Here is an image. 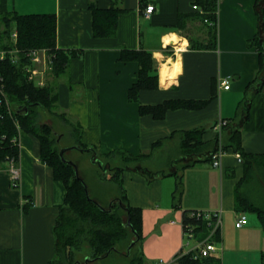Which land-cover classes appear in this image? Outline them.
<instances>
[{
	"label": "crops",
	"instance_id": "1",
	"mask_svg": "<svg viewBox=\"0 0 264 264\" xmlns=\"http://www.w3.org/2000/svg\"><path fill=\"white\" fill-rule=\"evenodd\" d=\"M194 2L0 0V13L54 14L56 47L82 51L70 59L63 75L54 78V86L59 114L79 128L83 147L101 154L145 155L150 160L165 141L181 137V132L203 129L202 141L211 149L217 137L226 140L230 133L222 130L218 134V122L226 120L237 126L245 105L247 118L239 124L242 148L246 153L264 154V71L259 70L258 52L252 43L258 32L255 0H218L215 46L203 49H190L187 39L208 41L210 25L193 19L202 13ZM148 5L154 10L146 16ZM91 6L122 10L113 37L93 36ZM180 15L188 18L183 29L176 28ZM169 35L179 41L165 43ZM123 49L151 52L157 70V89L141 90L136 102L127 99V91L137 81L138 64L121 61ZM226 78L228 90L220 85ZM178 100L205 104L169 109L160 119L139 113V105L159 106ZM18 149L15 185L7 164H0V264H54L53 228L65 188L54 180L52 169L40 162L36 138L20 132ZM185 159L182 152L176 153L166 161L168 169L142 166L122 173L130 206L142 212L140 251L145 264H174L176 256L186 250L181 224L184 211H221L222 217L238 218L235 184L242 176L243 164L233 150L225 151L218 168L211 162L186 168V175L181 173L183 193L175 205L176 180L170 173L176 164L185 165Z\"/></svg>",
	"mask_w": 264,
	"mask_h": 264
},
{
	"label": "trees",
	"instance_id": "2",
	"mask_svg": "<svg viewBox=\"0 0 264 264\" xmlns=\"http://www.w3.org/2000/svg\"><path fill=\"white\" fill-rule=\"evenodd\" d=\"M218 0H195L194 5L201 9V14L193 16L207 25L208 41L202 43L188 39L190 49H203L207 46H215L216 42V11ZM92 13V34L94 37H113L116 33L117 19L120 8L110 6L106 9L90 7ZM254 11L258 20V32L252 43L256 45L259 58V70L264 71V0H255ZM185 16L180 15L176 28L183 29L186 24ZM16 37L13 39L12 34ZM35 49H44L53 57L51 74L53 78L63 75L69 61L74 56H80L82 51H64L56 47V17L54 14H18L16 12L0 13V53L4 58L0 59V164L7 159H18V137L23 132L36 138L39 143V160L52 169L53 178L62 182L65 195L53 228L54 234V264H81L77 259V253L87 250L84 256V264L105 261L109 256L116 254L127 259V264H145L143 254L140 251L142 240V212L140 208L130 206L122 184V173L128 166H110L112 171L110 180L119 187V203H112L109 209H104L93 199H88L84 191V182L75 176L72 165L62 161L59 152L55 150L56 138L51 125L39 121L37 108L53 113L57 109V92L55 86L45 84L37 87L28 81L25 67L30 61L27 53ZM16 56L13 62L12 56ZM121 61H133L138 64L137 81L128 89L127 99L136 102L141 90H154L158 87V75L154 66L152 53L147 50H125L120 53ZM251 86L249 84L248 88ZM212 97L216 96L212 89ZM205 102L178 100L166 102L159 106L139 105L141 115H152L154 118H163L169 109L197 108ZM246 104V103H245ZM64 117L61 114H56ZM247 118L245 105L242 107L243 123ZM65 119V118H63ZM228 122V121H227ZM239 123V124H240ZM239 124L232 126L228 122L222 130L230 132L228 138L221 142V150L231 148L242 159L243 173L235 184L234 210L237 214H254L259 225L264 231V202H252L246 195L240 194V188L249 178L252 169L256 167L264 171V154L246 153L241 145ZM180 148L186 158L183 171L193 167L197 163L210 162L211 155L218 150V137L213 148H208L202 141L203 129H194L181 132ZM80 139V131H77ZM78 139V140H79ZM80 141V140H79ZM162 142H157L152 149ZM83 152L94 150L82 145L77 146ZM118 156L123 161L135 162L147 156H134L127 152H112L106 156ZM93 160L95 158L93 157ZM144 170V169H142ZM175 177V187L172 193V201L179 203L183 193L182 174L173 169L170 173ZM192 212L184 211L181 224L193 228L198 241L208 238L211 227L207 222L196 220L191 216ZM125 217V219H124ZM182 227V228H183ZM221 231L215 230L210 241L219 242ZM129 249V251H128ZM125 250L123 254L121 251ZM264 257V255H263ZM220 264L217 257L194 259L191 252L176 256V264ZM264 264V262H263Z\"/></svg>",
	"mask_w": 264,
	"mask_h": 264
},
{
	"label": "rangeland",
	"instance_id": "3",
	"mask_svg": "<svg viewBox=\"0 0 264 264\" xmlns=\"http://www.w3.org/2000/svg\"><path fill=\"white\" fill-rule=\"evenodd\" d=\"M194 33L195 32H190V35L192 34L195 36ZM44 81L45 84H50L52 86L56 84V80H54L51 70L47 74L45 73ZM37 112L39 121L41 123H47L53 128L55 138L57 137L56 144L54 145L55 150L59 153L65 151L63 154L64 159L76 166L78 176L83 180L89 198L93 199L104 209H109L112 203L120 204V201L118 200L120 197L119 187L115 182L110 180L112 175V171H109L110 166H128L129 168L150 166L152 169H168L170 163L167 164L166 161L172 158V155H175L176 153L181 154L182 152L180 148L181 137L177 135L174 139L162 143V147L154 151V155L150 160L140 158L139 161L129 162L123 161L118 156H106L108 154H101L99 152L92 155L90 152H83L78 149L77 146L82 145L81 140L77 136L79 128L68 117L63 119L64 117L62 118L56 115L61 112L60 109H56L53 113H50L44 109L37 108ZM223 141L224 140L221 138V142ZM93 157L95 160H93ZM106 164H110V166L108 167ZM200 164H196V166H199ZM204 164L206 163L204 162ZM182 167L183 165L180 164L175 165V168L179 173L183 172ZM184 172L186 175L185 169ZM239 192L241 195L249 197V199L257 205H259L258 203H263L264 171L255 166ZM212 196L215 198L214 193H212ZM197 211L201 210L199 209ZM202 211L214 212L204 209H202ZM221 218V239L219 242L215 243L216 248L218 249L217 255H219V263L263 264L264 231L259 225L255 215L251 213L246 214L247 223L242 229H236L234 227L235 220L232 215H224L223 217L221 216ZM183 242L184 245L191 244V241L186 238H184ZM186 248L187 247L185 246V249ZM121 252L124 254L125 250H122ZM86 254L87 250H82L80 253H77V259H79L81 264H84L83 258ZM94 264H127V259L113 254L109 256L107 260L98 261ZM209 264H214V262Z\"/></svg>",
	"mask_w": 264,
	"mask_h": 264
},
{
	"label": "built area",
	"instance_id": "4",
	"mask_svg": "<svg viewBox=\"0 0 264 264\" xmlns=\"http://www.w3.org/2000/svg\"><path fill=\"white\" fill-rule=\"evenodd\" d=\"M154 10V6L148 5L145 8L144 15L149 16ZM12 37L15 38L16 34L13 32ZM27 57L30 61L29 65L25 67V73L27 75L28 81L32 82L37 87L45 86L44 75L47 74L51 68L53 63V57H51L46 50L44 49H35L31 50L27 53ZM4 58V54L0 53V59ZM13 62H16L17 57L12 56ZM220 85L224 90H228L229 88V80L226 78L221 81ZM228 122L226 120H220L216 125L215 129L218 131V134L221 133L222 129L227 126ZM18 144V141H17ZM224 151L221 150V141L218 138V150L211 155V164L213 167H220V158L224 155ZM237 161L242 162L241 156L239 154H235ZM16 160L14 158L7 159V169L11 174L12 184L15 185L18 178V170L15 167ZM191 216H194L196 220H202L208 223L211 227L210 235L207 239L198 241L194 235L193 228L190 226L183 227V235L184 238L191 241L190 245H185L187 248L180 254H186L191 252L193 254L194 259L208 258V257H216L218 253V249L216 248L215 242L210 241L213 236L215 230L219 229L221 231L222 224V214L221 211H196L192 212ZM247 223V218L245 214H239L237 220L235 221V228H242ZM184 246V247H185Z\"/></svg>",
	"mask_w": 264,
	"mask_h": 264
},
{
	"label": "water",
	"instance_id": "5",
	"mask_svg": "<svg viewBox=\"0 0 264 264\" xmlns=\"http://www.w3.org/2000/svg\"><path fill=\"white\" fill-rule=\"evenodd\" d=\"M64 152H65V151H61V152L59 153L60 158L62 159V161H64V162H66V163H68V164H70V165L73 166V168H74V170H75V176L78 177V172H77V168H76V166H75L73 163L68 162V161H66V160L64 159V157H63ZM84 191H85L86 197H87L88 199H90L89 196H88L87 188H86L85 185H84ZM128 251H129V249H128Z\"/></svg>",
	"mask_w": 264,
	"mask_h": 264
},
{
	"label": "bare ground",
	"instance_id": "6",
	"mask_svg": "<svg viewBox=\"0 0 264 264\" xmlns=\"http://www.w3.org/2000/svg\"><path fill=\"white\" fill-rule=\"evenodd\" d=\"M178 41H179V39L176 36H174V35H169V36L164 38V42L165 43L178 42Z\"/></svg>",
	"mask_w": 264,
	"mask_h": 264
}]
</instances>
